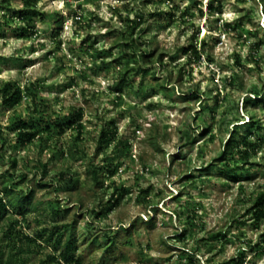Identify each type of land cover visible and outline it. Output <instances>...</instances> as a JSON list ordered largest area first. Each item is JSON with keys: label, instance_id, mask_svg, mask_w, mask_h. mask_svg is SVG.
I'll use <instances>...</instances> for the list:
<instances>
[{"label": "rangeland", "instance_id": "rangeland-1", "mask_svg": "<svg viewBox=\"0 0 264 264\" xmlns=\"http://www.w3.org/2000/svg\"><path fill=\"white\" fill-rule=\"evenodd\" d=\"M190 45L197 56L182 53ZM5 84L24 94L10 108ZM263 94L264 0H0V191L31 192L28 213L0 219L3 262L62 264L47 257H59L66 236L49 235L68 224L80 264H264V221L248 214L264 190ZM18 119L38 129L22 147ZM49 119L63 130L47 131ZM103 127L116 131L110 144ZM231 135L233 145L259 144L243 156L227 148ZM91 164L102 186L91 184ZM37 234L32 252L18 253Z\"/></svg>", "mask_w": 264, "mask_h": 264}, {"label": "trees", "instance_id": "trees-1", "mask_svg": "<svg viewBox=\"0 0 264 264\" xmlns=\"http://www.w3.org/2000/svg\"><path fill=\"white\" fill-rule=\"evenodd\" d=\"M208 7L209 9H212L211 4H209ZM156 14L160 15V13H156ZM19 16L22 19L28 20L29 12L20 11ZM133 23L135 25L137 24L135 21ZM31 34H32V30L29 28V26L23 27L20 31V35L24 37L31 35ZM137 46L138 45L132 39H129V41L124 45L126 50H129L130 53H132L134 57H135V53L138 50ZM130 53L129 54L125 53V55H122L120 58L117 57L114 60V62L120 65L122 63V59L125 57H128ZM182 53L184 55H187L188 53L194 56L198 55V51L196 50V47L193 45H190L187 48L182 49ZM149 55H142V58H141L142 64L148 63L147 59L149 58ZM123 76L119 83L126 84L127 81L126 79H124ZM24 91H25V94L35 99L36 94H37L36 93L37 86L35 83H30L29 88L27 87ZM23 98H24V94L19 89L18 86H11L10 84L3 85L2 92H1V105L4 108H10L11 106L17 105L18 103H20V101H22ZM260 100L264 102V94L260 97ZM36 104L37 105L35 106L37 109H34L35 112H37L36 110H38V107L42 109H46V107H44V105H42L41 103H36ZM81 116H82V110L77 109L76 111L73 112V121L71 122H73V124L80 122ZM50 120L51 119H49L46 122L47 124H45V127H44L47 131H50L52 129L51 128L52 123L56 124V126L59 127L60 130H63V126L61 124H58L59 120L58 121L57 120L50 121ZM71 122H69L68 125H70ZM111 125H113V123H111ZM256 125H259V124L256 123ZM77 126L78 128H80V123H78ZM13 129L17 131L16 141L20 147L34 140V138L37 137V133H38V129L32 124H30L26 119H18V121L14 123ZM115 137H116L115 129L112 130L109 127L108 128L103 127L100 131V141L103 142L105 145L113 142L115 140ZM232 138L233 136L231 135L229 141L226 144L227 148L233 149L236 147L239 149V152H241L243 156H248L250 150L254 152L256 150L257 144H259L257 138L254 141H251L250 136H244L243 138H241L240 141L236 143V145H233ZM223 155L224 154L221 153L220 155L221 160L223 158ZM42 167L45 168V165H42ZM106 173L108 174V176H112L115 173V170L107 168ZM88 177L93 186H97V187L102 186L104 174L103 172L99 170V168L94 167L92 164L90 165V169L88 170ZM38 185L39 187H43V185H40V184ZM124 193H125L124 189L113 191L112 194L109 196L110 202L112 203L111 206L113 207L117 206L120 203V200L123 198ZM0 194L2 195V197H0V219L4 218L6 215H9V213L15 216H18V215L22 216L29 212V205L31 204V192L27 193L24 196H20L19 194H15V192L12 191V189L9 188L8 185H5L1 188ZM248 214L251 216L252 221L257 225L264 221V190L260 191L256 195L255 199L253 200L252 205L248 209ZM14 224H16V220H15V223L9 224L8 228L4 232V235L6 237L8 238L12 237V229H14L15 227ZM62 228H63L62 232L58 231V229L55 228L49 235V239L52 236H56V238L59 240L64 235L66 236V239L63 243V247L61 248V251L59 252V257L49 255L47 259L52 262H62V264H80L81 263L80 258L74 255L75 245L72 242L73 234L70 232L71 225L66 224V225H63ZM218 236H221V234L220 233L214 234L211 237H218ZM40 237L41 235H38V234L34 238L25 236L24 243H21V246L18 249V253L20 254L31 253L32 251L29 247L30 243L36 242L37 238H40ZM110 243L115 245L114 238L110 239ZM15 246L16 244L12 243L11 248L15 249ZM0 264H10V262L9 261L3 262L2 258L0 257ZM218 264H244V256H238L237 258L231 257L228 260L223 261Z\"/></svg>", "mask_w": 264, "mask_h": 264}]
</instances>
